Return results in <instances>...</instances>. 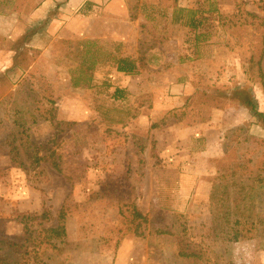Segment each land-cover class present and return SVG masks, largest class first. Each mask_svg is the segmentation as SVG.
I'll return each mask as SVG.
<instances>
[{
  "label": "rangeland",
  "instance_id": "1",
  "mask_svg": "<svg viewBox=\"0 0 264 264\" xmlns=\"http://www.w3.org/2000/svg\"><path fill=\"white\" fill-rule=\"evenodd\" d=\"M43 1L0 0V27L29 29L0 75V264H264V126L240 100L264 113V0H51L30 21ZM222 179L250 240L212 215Z\"/></svg>",
  "mask_w": 264,
  "mask_h": 264
},
{
  "label": "trees",
  "instance_id": "2",
  "mask_svg": "<svg viewBox=\"0 0 264 264\" xmlns=\"http://www.w3.org/2000/svg\"><path fill=\"white\" fill-rule=\"evenodd\" d=\"M201 24L202 23H200V21L196 19H192L189 26H191V28L193 29H197L198 27L201 26ZM117 70L121 73H125L129 75L135 72L136 66L132 61L128 59H124L118 63ZM263 75L262 77H264ZM121 96H122V91L117 89L116 92L114 93V97L116 99H119L121 98ZM240 100L242 101L243 106L246 107L252 113L253 117L258 119V121L262 122L264 126V113L259 111L252 97L249 94H242ZM54 166L59 169L58 164L54 163ZM230 179H228L227 181L225 179H222V181L226 183L225 186L220 188L215 183L210 197L212 215L216 220H220V223H222L224 226L227 225L226 228H223V232L226 233L230 237V239H232L235 242L247 241L250 240L251 238L250 235L248 234L253 229L256 228H253L252 223H247L246 221H243L242 218L237 219V221H234L231 218L232 216H235L234 215L235 213L239 217L240 216L245 217L249 213V210L247 206L244 209L241 208L242 201L244 205H246L247 202L245 200H242L241 202L238 201V199L241 198V193L235 194V191L234 193H232V189H231L232 181ZM136 214L139 218L146 220V217H144L140 212H137ZM65 216H66V210L62 208V210L58 215V227L52 229L51 232L60 233V235L65 234V227H64ZM245 228L247 229L245 230Z\"/></svg>",
  "mask_w": 264,
  "mask_h": 264
},
{
  "label": "crops",
  "instance_id": "3",
  "mask_svg": "<svg viewBox=\"0 0 264 264\" xmlns=\"http://www.w3.org/2000/svg\"><path fill=\"white\" fill-rule=\"evenodd\" d=\"M74 1H78V0H71V4L72 6L70 7H78L77 5H74ZM87 2V0H82V2ZM110 0H88V2H92V3H107ZM51 0H45L43 1L38 8H36L34 10V12L30 15V17L28 18L30 21L31 20H43L46 18L47 14L50 11V7H51ZM14 23H16V25H13L12 28H2L0 27V37L1 38H5L8 40H5L4 43H1L3 45L0 44V75L2 73H5L8 69L10 70L11 68L14 67L15 64V56L17 55V51L13 50L12 48H10L9 46V40L14 41L15 39H17L18 37L16 36V34H19V37L21 36V33L23 32V34L26 33L27 30H29L23 23H20L18 21V19L13 21ZM20 23V24H19ZM14 32V35H12V33ZM8 33V34H7ZM6 43V44H5Z\"/></svg>",
  "mask_w": 264,
  "mask_h": 264
}]
</instances>
